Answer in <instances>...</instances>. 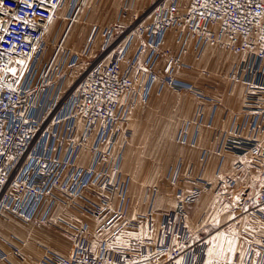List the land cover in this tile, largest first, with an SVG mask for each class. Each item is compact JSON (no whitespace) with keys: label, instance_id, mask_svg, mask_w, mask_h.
<instances>
[{"label":"built area","instance_id":"2783aa9c","mask_svg":"<svg viewBox=\"0 0 264 264\" xmlns=\"http://www.w3.org/2000/svg\"><path fill=\"white\" fill-rule=\"evenodd\" d=\"M67 2L0 0V218L9 213L22 221L44 223L60 203L94 217L95 233L106 234L95 252L88 223L59 219L71 238V251L67 256L47 251L39 264H179L180 260V264H204L205 243H193L183 229L185 205L195 203L203 189L232 188L237 181L218 177L215 184L202 182V188L186 195L166 215L154 246L133 242L112 249L110 242L123 229L136 225L127 216L131 179L122 171L123 153L116 148L120 138L130 136L125 124L144 77L143 100L155 82L202 97L178 73L192 68L186 56L199 59L207 48L215 47L251 56L248 73L256 77L252 82L245 79L241 67L228 73L229 80H245L249 85L244 110L251 115L253 133H224L221 147L248 158L250 165L264 173V141L259 137L264 132V0H155L143 15L122 24H127L122 38L104 48L74 88L63 90L67 73L80 61L79 55L63 52L69 29L51 59L44 61V56L47 31ZM84 2L75 0L74 9ZM130 3L125 0L126 7ZM126 14L125 8L120 17ZM66 16L73 21L72 12ZM97 30L94 25L83 54ZM114 32V27L105 28L107 42ZM170 34L178 52L169 41ZM135 39L139 44L130 54ZM87 153L88 163L82 164ZM246 167L244 160L235 163L237 171ZM232 205L264 221L260 210L264 184L256 195L238 192ZM174 225L181 233L176 243L170 240ZM245 262L264 264V236L249 247Z\"/></svg>","mask_w":264,"mask_h":264},{"label":"crops","instance_id":"0c3cea01","mask_svg":"<svg viewBox=\"0 0 264 264\" xmlns=\"http://www.w3.org/2000/svg\"><path fill=\"white\" fill-rule=\"evenodd\" d=\"M154 1L131 0L130 6L126 7L125 0H120L115 10L116 22L121 19L122 25L127 23L126 20H136ZM125 8L127 14L122 18L121 11ZM81 28L80 25L73 39L80 38ZM69 31L70 28L65 37L63 52L69 50L70 53L79 55L80 61L67 73L63 90L69 88L74 71L85 59H96L104 50H93L89 46L87 53L83 54L84 47L68 45ZM60 37V29L51 39L46 34L48 46L44 61L51 59ZM169 41L174 52H178L174 35H169ZM138 44L139 40L135 39L130 54L134 53ZM109 58L110 55L106 60ZM185 59L192 68L181 70L178 77L194 85L202 97L195 92L176 90L171 86L160 87L155 82L147 99L143 100L146 77L134 96L125 124L130 136L127 140L120 138L116 150L122 151V171L131 179L127 216L136 225L123 229L110 242V248L127 247L133 242L154 246L163 232L166 215L174 211L186 195L202 188V182L215 184L218 177H233L237 181L235 187L224 186L219 191L214 188L203 189L195 203L185 205L183 229L189 233L193 243H205L204 264H208L210 249L220 252L217 245H220L221 235L235 238L237 242L232 245L233 252L228 251L229 244L222 245L223 254L216 257L219 264H246L249 247L264 236V221L234 208L232 199L238 192L256 195L264 184V173L261 168L250 165L248 158H240L223 149L221 144L224 133L237 131L242 136L253 133L251 115L244 110L249 85L245 80L233 82L228 78L232 69L241 67L244 69L242 72L245 79L254 81L256 77L248 73L249 64L252 63L251 56L209 47L199 59L193 55H188ZM259 137L264 141V132ZM88 160L87 153L81 163L86 164ZM240 160H244L247 167L237 171L235 163ZM179 192L181 196L178 195ZM113 206H118L117 197L114 198ZM59 219L74 224L88 223L91 227L89 239L92 250L98 251L100 239L106 234L95 233L96 219L59 203L48 222H26L9 213L0 218V264H39L47 251L69 255L72 241ZM175 226L170 235L173 243L178 242L181 237ZM15 248L19 249L18 252ZM2 253L6 255L5 258Z\"/></svg>","mask_w":264,"mask_h":264},{"label":"rangeland","instance_id":"374dc122","mask_svg":"<svg viewBox=\"0 0 264 264\" xmlns=\"http://www.w3.org/2000/svg\"><path fill=\"white\" fill-rule=\"evenodd\" d=\"M73 1V2H72ZM75 0H68L65 8L59 10L57 16L52 21L48 31L47 38L51 39L54 37L57 30L60 29L61 37L66 33V31L70 28L67 43L68 45H80L82 48L86 45L88 37L91 33V30L94 25H98L99 30L95 33L94 39L91 42L90 46L93 50L99 48L103 50L106 47L112 46L117 40L122 38L124 35L123 27L126 25H120L116 22V7L119 6L120 0H85V2L80 6V8L74 9ZM72 12L74 15L73 21L66 16V13ZM133 20H126L127 23H130ZM82 26V32L80 34V38L73 39V35L77 32V30ZM106 27H114L115 34L112 36L110 41H106L103 30ZM52 47V46H51ZM95 60V58L85 59L82 65L74 71L73 77L71 78V83L69 84V88L72 89L76 86L80 77L84 74V71L87 69V64ZM233 238L228 235H221L219 237L220 245H227L229 241H232ZM237 239H235V243ZM234 243V244H235ZM210 244V243H209ZM233 244V245H234ZM215 244V249H216Z\"/></svg>","mask_w":264,"mask_h":264},{"label":"snow or ice","instance_id":"6c2138e0","mask_svg":"<svg viewBox=\"0 0 264 264\" xmlns=\"http://www.w3.org/2000/svg\"><path fill=\"white\" fill-rule=\"evenodd\" d=\"M261 211H264V208L260 209ZM229 248L228 251L229 252H233L234 248L232 247V245L235 243V238L232 241H229ZM217 247L220 249V252L217 253L216 251H214L213 249H210L208 252V264H219V260L216 259V257L218 255H222L223 254V246L222 245H217Z\"/></svg>","mask_w":264,"mask_h":264},{"label":"bare ground","instance_id":"6f19581e","mask_svg":"<svg viewBox=\"0 0 264 264\" xmlns=\"http://www.w3.org/2000/svg\"><path fill=\"white\" fill-rule=\"evenodd\" d=\"M91 32H92V31H91ZM90 36H91V34H90ZM90 36H89V37H90Z\"/></svg>","mask_w":264,"mask_h":264}]
</instances>
